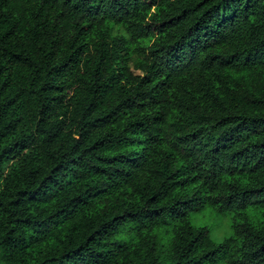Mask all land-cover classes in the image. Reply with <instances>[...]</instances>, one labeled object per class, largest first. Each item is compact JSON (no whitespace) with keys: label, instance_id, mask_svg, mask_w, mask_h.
Here are the masks:
<instances>
[{"label":"trees","instance_id":"1","mask_svg":"<svg viewBox=\"0 0 264 264\" xmlns=\"http://www.w3.org/2000/svg\"><path fill=\"white\" fill-rule=\"evenodd\" d=\"M0 264H264V0H0Z\"/></svg>","mask_w":264,"mask_h":264},{"label":"rangeland","instance_id":"2","mask_svg":"<svg viewBox=\"0 0 264 264\" xmlns=\"http://www.w3.org/2000/svg\"><path fill=\"white\" fill-rule=\"evenodd\" d=\"M189 220L195 227L207 228L210 238L216 244L232 235L230 213H217L206 205L200 211L189 214Z\"/></svg>","mask_w":264,"mask_h":264}]
</instances>
